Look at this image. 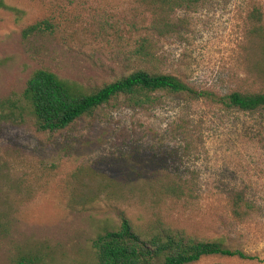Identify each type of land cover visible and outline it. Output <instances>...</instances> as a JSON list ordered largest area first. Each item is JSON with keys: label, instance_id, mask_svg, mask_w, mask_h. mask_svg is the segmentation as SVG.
Here are the masks:
<instances>
[{"label": "rangeland", "instance_id": "1", "mask_svg": "<svg viewBox=\"0 0 264 264\" xmlns=\"http://www.w3.org/2000/svg\"><path fill=\"white\" fill-rule=\"evenodd\" d=\"M145 1L0 0V98L21 93L42 67L91 87L145 68L218 95L264 92L253 20L262 15L264 27V0H202L174 13L185 26L172 35L152 28ZM39 22L48 26L24 38ZM159 95L150 108L106 105L51 137L31 121L0 123V264L28 250L45 253L47 264H95L91 242L121 212L137 226L160 219L258 257L197 264H264L263 112ZM162 184L190 192L178 199ZM235 192L254 206L244 221L231 211Z\"/></svg>", "mask_w": 264, "mask_h": 264}, {"label": "trees", "instance_id": "2", "mask_svg": "<svg viewBox=\"0 0 264 264\" xmlns=\"http://www.w3.org/2000/svg\"><path fill=\"white\" fill-rule=\"evenodd\" d=\"M151 8L152 28H163L168 35L179 33L185 21H175L178 10L192 11L202 0H147ZM4 6V3H1ZM255 36L259 35L258 48L264 55V27L262 15H255ZM35 23L23 31L24 38L43 32L42 25ZM161 35L164 32L159 31ZM140 59L151 56L147 44L137 50ZM259 67L264 72V65ZM21 93L13 92L0 98V123L23 125L31 121L40 134L54 136L72 127L82 118L92 117L100 108L121 103L133 108L156 106L159 94H186L193 100H209L227 109L244 112L262 111L264 114V92L234 90L218 95L210 90H197L180 77L145 68L137 69L101 86H85L83 83L64 78L54 71L42 67L26 80ZM160 189L178 199L186 196L190 189L177 184H162ZM187 189V192H186ZM103 185L97 189L99 194ZM93 197H82L88 203ZM232 214L240 221L248 218L253 204L242 192L231 196ZM95 264H197L204 258L229 257L241 260H258V257L239 249L227 247L223 241L198 239L182 229L173 228L162 220L145 227L135 225L121 212L117 224H106L91 242ZM47 255L40 251H21L10 264H47ZM221 264V263H212Z\"/></svg>", "mask_w": 264, "mask_h": 264}]
</instances>
